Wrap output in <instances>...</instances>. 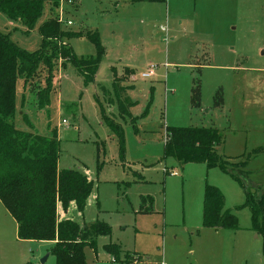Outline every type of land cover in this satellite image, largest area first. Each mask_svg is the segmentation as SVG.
<instances>
[{
  "label": "rangeland",
  "instance_id": "1",
  "mask_svg": "<svg viewBox=\"0 0 264 264\" xmlns=\"http://www.w3.org/2000/svg\"><path fill=\"white\" fill-rule=\"evenodd\" d=\"M249 9V0H73L72 4L58 0L56 6L43 4L30 30L0 11V32L28 52L41 47L40 24L61 14L58 23L63 31L102 33L105 54L94 83L84 84L77 70L58 58L49 78V105L40 110L35 93L45 86L46 68L41 66L26 83L20 77L15 82V126L29 130L21 117L24 112L37 133L54 132L59 140L58 167L75 168L93 182L83 212L71 205L65 214L80 225L99 221L110 228L108 236L97 237L94 248L85 247L87 264H209V252L217 250L225 234L234 232L202 227L206 183L221 191L224 209L236 215L235 234L251 226L249 208L242 206L244 191L229 175L217 167L207 169L203 163H181L163 155L166 128L214 127L212 114L219 107L214 106L215 99L230 97L233 78L238 87H246L242 72L219 65L239 62L237 46H244L249 55L254 46H264V36L258 40L246 34ZM67 20L73 24L66 25ZM65 42L78 57L95 55L85 37ZM153 65L154 75L142 78L141 73ZM124 66L133 74H127ZM196 85L198 107L190 101ZM258 89L264 100V78L258 80ZM117 99L127 103L123 116ZM103 112L122 128L123 144L106 125ZM227 121L241 126L246 118L228 116ZM254 148L220 144L216 151L237 161ZM246 170V184L264 185V153L252 154ZM255 193L262 196L264 189ZM256 242L260 245L261 238ZM109 244L117 245L115 254L107 251ZM52 246L50 241L18 240L14 223L0 213V264H55L49 253Z\"/></svg>",
  "mask_w": 264,
  "mask_h": 264
},
{
  "label": "trees",
  "instance_id": "2",
  "mask_svg": "<svg viewBox=\"0 0 264 264\" xmlns=\"http://www.w3.org/2000/svg\"><path fill=\"white\" fill-rule=\"evenodd\" d=\"M132 2H164V0H131ZM58 0H0V11L12 20H20L30 30L42 14L43 4ZM41 47L28 52L0 32V201L17 224V238L21 240L54 241L49 253L55 264H87L85 247L94 248L99 236H108L110 228L103 222L80 225L65 217L69 206L74 205L82 213L92 193L93 182L75 168L58 170L59 140L53 132L50 136L37 133L27 115L21 117L29 130L17 128L15 115V82L18 77L24 83L32 79L41 66L46 68L45 86L36 90V106L45 109L50 102L52 86L50 73L54 60L68 61L82 77L84 84L94 83L99 63L105 54L98 31H63L54 17L39 26ZM85 37L94 47L95 55L78 57L68 42L63 40ZM127 74L133 69L123 68ZM116 82L114 67H111ZM118 101L119 113L126 114L127 103ZM191 104L200 105V89L191 88ZM221 104L217 97L214 106ZM104 113V112H103ZM106 125L123 144L122 128L103 114ZM163 147L164 157H173L181 163H203L207 169L217 167L229 175L244 191L243 207H248L251 228L264 239V195L255 192L264 185L249 186L244 178L248 160L253 154L264 153V146L254 149L242 159L230 161L216 151L223 144L224 136L215 127H170L166 128ZM201 225L214 230H237L238 219L234 213L224 209L221 191L209 184L204 185ZM116 244L106 249L115 254ZM264 252V247H263Z\"/></svg>",
  "mask_w": 264,
  "mask_h": 264
},
{
  "label": "crops",
  "instance_id": "3",
  "mask_svg": "<svg viewBox=\"0 0 264 264\" xmlns=\"http://www.w3.org/2000/svg\"><path fill=\"white\" fill-rule=\"evenodd\" d=\"M79 1L80 0H78V2ZM249 6V14L245 16L244 20L246 22L244 24V29L246 34L249 32L251 35H254V38L261 40L264 36V0H249ZM96 30L99 33L103 45L102 33L100 30ZM254 49L255 54L252 52ZM259 50H261V54H259ZM246 52L247 50L244 46H237V50L234 51V53L238 57L239 62L235 64L236 66L226 64L219 65L222 69L227 71L233 70L239 73L242 72L241 79L245 82L246 86L245 88L238 87V80L235 81V78H233L231 81L233 84L230 89L233 93L229 98L224 94L221 98L220 106L214 109L215 113L212 114L214 118V121H211L213 126L225 132V138L222 144L225 148L228 145L245 147L249 144L254 146V149L264 146V120L262 119V121L259 122L258 118L259 116L264 117V100L260 98L258 89V80L264 78V46H254L250 51V55ZM111 67L116 66L112 65ZM228 116L236 120L238 117L244 116L246 118V123L241 126H235L236 123L228 125L229 122H226ZM250 118L251 121L248 122ZM15 119L14 115V124ZM57 168L61 170L58 167V163ZM0 213L8 217V219L14 223V233L17 237V224L1 201ZM218 231H233L234 234L228 236L225 234V236L218 241L219 245L217 246V250L209 252L208 254L209 264H264V239L260 234L252 230L251 226L246 228L242 234H235L239 230ZM253 234H255L254 238ZM228 238L232 243H228ZM259 238H261L260 245L256 242V239ZM50 242L52 244L54 243V241Z\"/></svg>",
  "mask_w": 264,
  "mask_h": 264
},
{
  "label": "built area",
  "instance_id": "4",
  "mask_svg": "<svg viewBox=\"0 0 264 264\" xmlns=\"http://www.w3.org/2000/svg\"><path fill=\"white\" fill-rule=\"evenodd\" d=\"M61 3H67V4H72V1L73 0H59ZM62 12L60 11L59 14H61ZM62 16L59 15V17H57V20L58 22H60V17ZM72 21L71 20H67L66 21V25L70 26L72 25ZM154 69H155V66H150L149 68L146 69V71L142 72L141 73V77L142 78H149V77H152L154 75ZM63 124H65V120H63ZM175 172H171V174H174ZM160 264H166L165 262L161 261Z\"/></svg>",
  "mask_w": 264,
  "mask_h": 264
},
{
  "label": "water",
  "instance_id": "5",
  "mask_svg": "<svg viewBox=\"0 0 264 264\" xmlns=\"http://www.w3.org/2000/svg\"><path fill=\"white\" fill-rule=\"evenodd\" d=\"M45 259H46V257H45V258H43V259L41 260V262H44V261H45Z\"/></svg>",
  "mask_w": 264,
  "mask_h": 264
}]
</instances>
